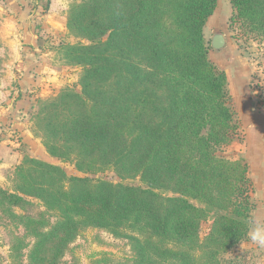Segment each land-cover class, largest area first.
I'll return each instance as SVG.
<instances>
[{"label": "trees", "instance_id": "obj_1", "mask_svg": "<svg viewBox=\"0 0 264 264\" xmlns=\"http://www.w3.org/2000/svg\"><path fill=\"white\" fill-rule=\"evenodd\" d=\"M114 1L108 39L73 47L74 59L89 73L83 81L86 95L79 99L85 107L98 100L102 106L91 109L92 116L72 117L64 129L86 152L108 155L118 147L119 162L138 159L148 188L75 178L86 187L69 198L64 219L72 226L81 219L137 229L146 243L162 245L161 253L152 254L165 256L168 264H229L222 255L248 239L255 205L247 161L224 155L240 122L227 74L210 61L203 34L217 0ZM230 2L229 29L240 23L244 39L251 33L264 41V0ZM114 72L119 89L94 99L89 92H98L99 80ZM47 146L52 155L63 156L56 145ZM159 182L171 184L168 190L176 196L158 193ZM7 196L15 203L22 198ZM211 212L213 226L201 240V222ZM146 250L138 264L147 258ZM150 263L159 264L154 258Z\"/></svg>", "mask_w": 264, "mask_h": 264}, {"label": "rangeland", "instance_id": "obj_2", "mask_svg": "<svg viewBox=\"0 0 264 264\" xmlns=\"http://www.w3.org/2000/svg\"><path fill=\"white\" fill-rule=\"evenodd\" d=\"M33 1L38 2L39 13L36 12L31 40L25 37L16 45L14 35L3 36L0 14V264H138L144 246L147 258H143L142 264H151L153 258L159 264H168L165 256L152 254L154 249L161 253L162 245L146 243L137 229L123 225L116 230L115 226L110 228L81 219L72 226L64 219L69 198L86 187L74 182L75 178L148 188L138 159L119 162L121 148L118 147L108 155L99 149L86 152L64 129L75 116H92L90 110L102 106L98 100L88 102L85 107L79 99L86 95L83 81L89 73L86 75L84 63L74 59L77 49L73 47L98 46L108 39L114 26L115 1ZM218 7L224 15L229 14L230 23L229 0H220ZM212 28L209 25L203 33L208 45L214 34ZM244 30L236 23L228 33L234 39L239 38L240 48L257 68L250 85L255 104L261 109L264 107V41L251 33L244 39ZM115 76L114 72L104 81L99 80L98 92L91 90L89 94L102 99V94L115 93L119 89ZM95 103H99L97 107ZM244 120L245 128L253 126L249 119ZM242 135L241 128L238 137L224 149L226 157L246 160L239 156ZM238 139L240 144L236 142ZM248 142L245 152L250 156L256 151L252 134L248 135ZM47 145H56L63 156L52 155ZM260 154L264 155V145ZM24 175L28 176L27 183ZM252 179L255 191L251 199L255 206L250 227L253 221L264 223V205L260 203L264 201V175L252 168ZM170 185L159 182L158 193L174 196L168 190ZM7 194L22 198L15 203L14 197ZM194 203L205 207L200 202ZM213 222L211 212L201 222V240L208 236ZM136 238L141 239L140 244ZM222 258L229 264H264V248L252 244L248 238Z\"/></svg>", "mask_w": 264, "mask_h": 264}, {"label": "crops", "instance_id": "obj_3", "mask_svg": "<svg viewBox=\"0 0 264 264\" xmlns=\"http://www.w3.org/2000/svg\"><path fill=\"white\" fill-rule=\"evenodd\" d=\"M219 3L220 0H217L216 8L209 17L204 30L207 32V28L210 25L211 28L213 27L214 34H224L226 44L221 49H214L209 45L208 57L212 63L227 74L228 88L232 96L233 105L238 113L240 130L242 128L243 134L241 140L242 149L239 150V156L246 158L249 166V177L254 187L255 180L252 179V168L257 172L259 171V174L264 175V155L260 154V149L264 145V107L261 109L257 108L254 99V89L250 85L257 68L252 62L253 60H250L246 53L242 51L236 40L230 37L231 35L228 33V30L230 31L229 14L224 15L223 9L221 10L218 7ZM229 4L232 14L233 8L230 0ZM36 12L39 13V4L38 2L34 3L33 0H0V14L3 16L2 23L5 30L3 31V36L11 37V35H14L16 39L13 43L16 45L21 43L20 41L25 37L31 40V37H34L35 34ZM32 42L31 44H34ZM258 67L260 68V66ZM245 118L253 123L252 127H244L243 121H245ZM249 134H252L253 146L256 147V151L254 150L253 153H250V156L245 152L249 143ZM236 142L240 144L239 139ZM260 203L264 205V201L260 200ZM256 204H259V202L257 201Z\"/></svg>", "mask_w": 264, "mask_h": 264}, {"label": "clouds", "instance_id": "obj_4", "mask_svg": "<svg viewBox=\"0 0 264 264\" xmlns=\"http://www.w3.org/2000/svg\"><path fill=\"white\" fill-rule=\"evenodd\" d=\"M248 238L257 247L264 248V223L252 222Z\"/></svg>", "mask_w": 264, "mask_h": 264}, {"label": "water", "instance_id": "obj_5", "mask_svg": "<svg viewBox=\"0 0 264 264\" xmlns=\"http://www.w3.org/2000/svg\"><path fill=\"white\" fill-rule=\"evenodd\" d=\"M226 44V39L224 34L216 33L213 35L211 40V47L214 49H221Z\"/></svg>", "mask_w": 264, "mask_h": 264}]
</instances>
